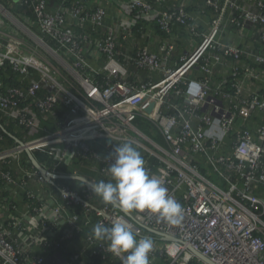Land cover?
<instances>
[{
  "label": "built area",
  "instance_id": "obj_1",
  "mask_svg": "<svg viewBox=\"0 0 264 264\" xmlns=\"http://www.w3.org/2000/svg\"><path fill=\"white\" fill-rule=\"evenodd\" d=\"M193 1L0 0V264H89L72 238L122 263L77 237L117 219L153 240L150 264H207L195 251L264 264V0H199L202 26ZM124 141L181 205L179 224L124 215L73 179L96 164L107 181Z\"/></svg>",
  "mask_w": 264,
  "mask_h": 264
},
{
  "label": "clouds",
  "instance_id": "obj_2",
  "mask_svg": "<svg viewBox=\"0 0 264 264\" xmlns=\"http://www.w3.org/2000/svg\"><path fill=\"white\" fill-rule=\"evenodd\" d=\"M112 159L108 167L110 178L90 184L92 192L104 204L119 206L124 215L148 212L171 224L180 223L181 205L169 194L160 178L149 174L141 152L131 141L117 143ZM93 233L96 239L107 242L109 252L122 258V264H150L153 240L137 238L123 220L117 219L111 226L97 223Z\"/></svg>",
  "mask_w": 264,
  "mask_h": 264
},
{
  "label": "crops",
  "instance_id": "obj_3",
  "mask_svg": "<svg viewBox=\"0 0 264 264\" xmlns=\"http://www.w3.org/2000/svg\"><path fill=\"white\" fill-rule=\"evenodd\" d=\"M198 13V12H197ZM190 15V17L192 18V21L196 24V26H202L203 22L208 21V16H202L199 14H193V13H188ZM151 35H152V39L149 43L150 49L152 50H156V45L159 39L160 34L154 30V28H151ZM180 53H182L183 51H179ZM192 76H195V71H193L191 73ZM154 76H157L156 74H154ZM52 121V119L48 120V122L50 123ZM20 131V129H18V132ZM23 132L20 131V134H22ZM46 132H42V134H45ZM26 153H24L23 155H21V157H23ZM42 154H45L43 151L40 150H36L35 151V155L39 158V161L43 162L42 160H53L54 162H56L60 167L65 168L64 171H67V168H69V163L65 164V161H58L54 158H52L51 156L47 155L46 157H42ZM41 159V160H40ZM94 167H96V164H92L90 167H85L84 165H73L71 169L75 170V172L77 173L78 176L82 177L83 179H85L86 181H90L91 183H96L97 179H98V175H97V171L96 169H94ZM85 185V184H84ZM86 186V185H85ZM63 226H60V231L62 232L63 230ZM72 244H76V247L79 248L80 251H84L85 253L82 256V260H86L89 261V256L92 255V249L88 248L82 241V238H72L71 239ZM71 244V243H70ZM38 250V249H36Z\"/></svg>",
  "mask_w": 264,
  "mask_h": 264
},
{
  "label": "trees",
  "instance_id": "obj_4",
  "mask_svg": "<svg viewBox=\"0 0 264 264\" xmlns=\"http://www.w3.org/2000/svg\"><path fill=\"white\" fill-rule=\"evenodd\" d=\"M173 1L175 2L177 0H173ZM193 4H194V6L193 5H186V11L188 13H193L195 15L199 14L202 16H206L209 14L208 8L207 7L203 8L202 3L199 0H194ZM176 29H177V26H174L173 31H176ZM231 31H234V29H231ZM124 44L128 45V43H126V42ZM193 70L196 71V69H193ZM190 76H192V75L190 74ZM200 76H201L200 74H197V77H200ZM16 84H18V83H16ZM137 124L139 126H142L144 129H147V126H145L142 121L137 122ZM90 145L93 146V143H91ZM61 183H65V182L61 181ZM69 183H74V182H69ZM77 185H78L79 192L81 193L83 190V187H80L79 183H77ZM75 212L78 213V212H80V210L78 208H76ZM94 220H95V218H93V221ZM87 234H89V235L93 234V228L89 227V230L79 232L77 234V237L78 236H85ZM67 246H68V243H63L61 248L67 251L65 256L69 257L70 251L68 250ZM49 248H51V247H49ZM49 248L47 249V251L49 250ZM51 250H53V248H51L50 251ZM102 254H104V253L101 251V252L96 253L95 255L92 254L91 256H89V258H88L89 264H122L121 262L115 260L111 255H108L107 257L102 258Z\"/></svg>",
  "mask_w": 264,
  "mask_h": 264
},
{
  "label": "water",
  "instance_id": "obj_5",
  "mask_svg": "<svg viewBox=\"0 0 264 264\" xmlns=\"http://www.w3.org/2000/svg\"><path fill=\"white\" fill-rule=\"evenodd\" d=\"M28 156H29V158H30V160H31L32 165H33L37 170H39V172H41V173H42L43 175H45L46 177H49V176L51 175L47 170L43 169V168H42V167H41V166L35 161V159L33 158V156H32L30 153H28ZM73 179H77V180H79V181H82L86 186H90V184H93V183H91V182H89V181H86L85 179H83L82 177H79V176L73 177ZM162 238H163V240H167V241H174V240H175L174 238L169 237V236H162ZM195 254H196V256H197L199 259H201V260L204 261L205 263H207V264H214V263H212L207 257L201 255L199 252L195 251Z\"/></svg>",
  "mask_w": 264,
  "mask_h": 264
},
{
  "label": "rangeland",
  "instance_id": "obj_6",
  "mask_svg": "<svg viewBox=\"0 0 264 264\" xmlns=\"http://www.w3.org/2000/svg\"><path fill=\"white\" fill-rule=\"evenodd\" d=\"M47 155L46 154H42V157H46ZM48 162V164L49 165H51L52 163H56V162H54L53 160H47ZM62 168V167H61Z\"/></svg>",
  "mask_w": 264,
  "mask_h": 264
}]
</instances>
